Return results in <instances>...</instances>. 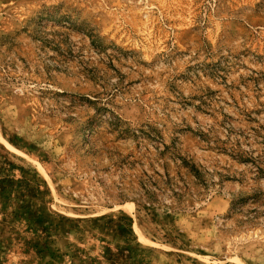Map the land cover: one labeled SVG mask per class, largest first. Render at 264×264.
<instances>
[{
  "label": "rangeland",
  "instance_id": "rangeland-1",
  "mask_svg": "<svg viewBox=\"0 0 264 264\" xmlns=\"http://www.w3.org/2000/svg\"><path fill=\"white\" fill-rule=\"evenodd\" d=\"M0 264H264V0H0Z\"/></svg>",
  "mask_w": 264,
  "mask_h": 264
}]
</instances>
